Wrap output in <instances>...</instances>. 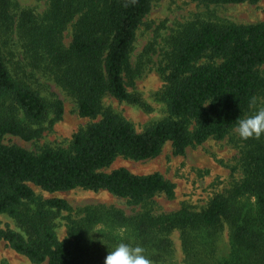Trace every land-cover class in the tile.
<instances>
[{
  "label": "trees",
  "instance_id": "trees-1",
  "mask_svg": "<svg viewBox=\"0 0 264 264\" xmlns=\"http://www.w3.org/2000/svg\"><path fill=\"white\" fill-rule=\"evenodd\" d=\"M46 1L47 9L36 16L29 10L11 15L9 0H0V33L12 31L15 21L32 66L74 100L79 117L100 119L76 132L66 148L47 147L35 154L4 145L5 135L24 141L41 135V130L31 131L17 119L18 110L37 123L50 107L58 120L62 104L55 101L49 106L29 86L13 79L0 47V214L24 229L22 235L0 229V241L34 263L104 264L107 248L124 242L142 246L153 263L163 264L171 253L167 238L171 231L180 232L186 257L199 261L196 253L214 245L225 223L229 252L216 264H264V135L240 139L243 180L199 212L182 207L152 214L148 206L154 197H174V184L159 173L139 176L125 168L104 172L119 157L151 160L166 144L173 156H182L187 148L229 135L264 92L259 70L264 65V23H186L170 40L162 93L169 115L138 133L118 115L103 110L102 99L139 103L128 93L125 80L134 76L130 55L152 0ZM192 1L238 5L260 0ZM70 24L72 37L65 47L63 33ZM30 185L47 193L106 191L140 205L142 212L126 217L113 207H84L79 211L83 216L71 220L65 239L58 241L52 218L72 209L62 199L37 200ZM244 197L252 198L253 206L242 202ZM96 226L100 227L93 232ZM89 234L97 239L90 241Z\"/></svg>",
  "mask_w": 264,
  "mask_h": 264
},
{
  "label": "rangeland",
  "instance_id": "rangeland-1",
  "mask_svg": "<svg viewBox=\"0 0 264 264\" xmlns=\"http://www.w3.org/2000/svg\"><path fill=\"white\" fill-rule=\"evenodd\" d=\"M9 2L11 15L21 10H29L34 15L40 16L47 9L46 0H9ZM193 21L235 25L264 23V0L256 4L238 5H204L192 0H152L149 13L136 31L130 55L134 76L125 80L128 93L134 95L139 103L128 104L105 96L102 99L103 110L118 115L138 133L167 118L168 107L162 98V93L166 85L164 76L167 74L170 40L186 23ZM15 27L14 21L12 31L0 33L2 55L11 76L29 86L49 106L55 101H60L62 115L55 120L54 109L50 107L43 120L32 123L18 110L17 119L31 131L41 130V135L30 141L5 135L2 143L35 154L47 147L66 148L76 132L95 123L100 117L92 121L78 116L74 100L56 86L49 75L35 69L27 59ZM72 31L70 24L63 33L62 41L65 47L71 41ZM259 70L264 77V65ZM261 106H264V92L256 97L249 115ZM242 147L240 137L234 129L222 140L209 139L200 146L187 148L182 156H173L170 144H166L160 155L151 160L135 162L119 157L104 172L125 168L139 176L159 173L174 184V197L170 200L163 195L154 197L148 206L152 214L172 213L182 207L199 212L216 196L226 195L243 180L244 173L240 164ZM30 187L37 200L62 199L72 209L70 213L62 212L54 218L51 216L53 231L58 241L65 239L70 221L79 220L83 216L79 211L84 207H113L122 211L126 217L142 212L140 205L128 204L126 200L106 191L75 189L69 192L47 193L33 185ZM241 201L252 206L254 203L249 197H244ZM99 227H94L93 232ZM0 229L11 230L20 235L24 232V229L6 214H0ZM217 236V239L213 240V246L210 248L204 246L196 253V257L202 259L195 261L186 257L181 245L180 232L171 231L167 237L171 243V253L163 264L218 263L227 257L229 252V228L225 223ZM92 237L97 239L95 234ZM204 249L206 251L203 253ZM0 264H47V260L43 263H34L27 256L11 249L7 243L0 241Z\"/></svg>",
  "mask_w": 264,
  "mask_h": 264
},
{
  "label": "clouds",
  "instance_id": "clouds-1",
  "mask_svg": "<svg viewBox=\"0 0 264 264\" xmlns=\"http://www.w3.org/2000/svg\"><path fill=\"white\" fill-rule=\"evenodd\" d=\"M235 131L242 140L259 139L264 135V106L258 107L254 113L239 119ZM91 234H89L90 241L92 240ZM104 264H153V262L145 255L142 246H132L121 242L111 250L107 248Z\"/></svg>",
  "mask_w": 264,
  "mask_h": 264
}]
</instances>
